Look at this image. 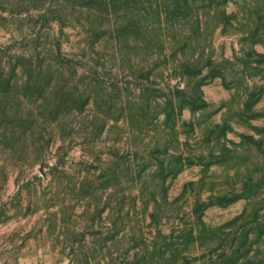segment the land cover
<instances>
[{"label": "rangeland", "instance_id": "obj_1", "mask_svg": "<svg viewBox=\"0 0 264 264\" xmlns=\"http://www.w3.org/2000/svg\"><path fill=\"white\" fill-rule=\"evenodd\" d=\"M0 264H264V0H0Z\"/></svg>", "mask_w": 264, "mask_h": 264}]
</instances>
